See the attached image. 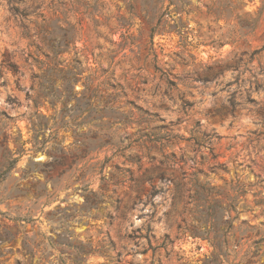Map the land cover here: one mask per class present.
Masks as SVG:
<instances>
[{
	"label": "rangeland",
	"instance_id": "1",
	"mask_svg": "<svg viewBox=\"0 0 264 264\" xmlns=\"http://www.w3.org/2000/svg\"><path fill=\"white\" fill-rule=\"evenodd\" d=\"M0 264H264V0H0Z\"/></svg>",
	"mask_w": 264,
	"mask_h": 264
},
{
	"label": "trees",
	"instance_id": "2",
	"mask_svg": "<svg viewBox=\"0 0 264 264\" xmlns=\"http://www.w3.org/2000/svg\"><path fill=\"white\" fill-rule=\"evenodd\" d=\"M13 12L18 13V9L17 8H12ZM21 17H24V15L20 14ZM46 35H51V33L46 32ZM169 85L170 86H174L175 83L172 81H169ZM186 107H190L189 103L184 102L183 103V109H185ZM237 107V105L233 102H231V113L234 112L235 108ZM163 129H165V127H160L157 133H153V134H146L144 137L147 139L148 142H152V143H157V144H161L162 146H167L170 145L172 142L177 141V140H182V137L178 136V135H174L172 133L169 132H164L163 134H161V132H163ZM199 130V122H196L194 129L192 130V133H198ZM214 134H210V135H206L203 134V140L199 141L196 137H190L188 139H186V141H192L194 143L195 146L197 147H201V146H209L212 142V139L214 138ZM173 158V156H172ZM215 156L212 157L213 160H215ZM166 160L167 157L163 156V159L160 161V165H164L166 164ZM222 166L221 165H217L215 164L214 166L211 167V170H216V169H220ZM162 176V173L158 174V177Z\"/></svg>",
	"mask_w": 264,
	"mask_h": 264
}]
</instances>
